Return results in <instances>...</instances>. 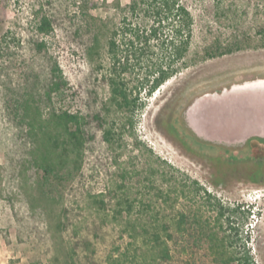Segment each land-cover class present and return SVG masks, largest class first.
Listing matches in <instances>:
<instances>
[{
  "label": "rangeland",
  "instance_id": "374dc122",
  "mask_svg": "<svg viewBox=\"0 0 264 264\" xmlns=\"http://www.w3.org/2000/svg\"><path fill=\"white\" fill-rule=\"evenodd\" d=\"M188 2L195 16L189 55L195 64L151 95L143 91L145 104L134 115L108 104L104 114L105 129L112 131L110 140L104 137L105 129L91 126L95 140L87 141L81 154L70 152L66 170H71V176L48 203L40 199L36 181L22 172L21 161L29 156L30 146L25 144L27 127L17 125L9 115V88L22 81L21 70L28 61H44L32 47L33 39L44 40L70 86L78 90L66 105L86 113L93 102V65L72 36L60 29L49 34L36 30L40 15L35 11L43 0H0V264H66L75 235L92 236L87 226L94 222L103 228L97 243L101 253H117V245L129 246L131 254L136 249L141 253L147 245L142 236L130 245L128 221L138 220L140 227L154 218L174 224L181 212H196L213 223L218 211L208 202L205 189L214 196L212 201L216 198L226 207L224 228L233 234L230 250L238 256L250 254L257 264H264V181H252L248 175L255 166H264V157L258 159L245 148L247 141L228 144L199 137L185 117L188 106L204 93L264 78V47L203 59L205 47L217 38L227 42L253 34L264 21V0ZM68 8L70 13L79 11L73 1ZM96 13L105 16L108 11L103 8ZM98 91L97 106H101L109 90L103 85ZM128 118H133V127ZM220 160L228 163L219 167ZM221 168L225 178L216 184L215 174ZM95 196L108 201V208H100ZM125 199L133 200L135 207L131 212L125 207L118 214V201ZM227 216L237 229H230ZM205 252L200 250L198 259Z\"/></svg>",
  "mask_w": 264,
  "mask_h": 264
},
{
  "label": "trees",
  "instance_id": "16d2710c",
  "mask_svg": "<svg viewBox=\"0 0 264 264\" xmlns=\"http://www.w3.org/2000/svg\"><path fill=\"white\" fill-rule=\"evenodd\" d=\"M70 1L77 4L78 12H69ZM103 8L108 11L105 16L96 13ZM35 13L40 15L36 24L39 33L49 34L60 29L72 36L83 45L93 65V87L90 88L93 102L89 103L90 110L86 113L72 111L66 105L69 96H77L78 90L70 86L61 63L53 57L44 40H32V47L43 55L44 61H28L21 70L23 76L19 85L8 86L11 91L7 98L9 115L17 125L27 127L28 143L25 144L30 150L29 156L21 161L22 172L30 174L38 184L40 199L49 203L71 176V170H66L70 152L81 154L84 144L95 140L92 125L105 129L104 109L108 104L130 110L134 115L135 110L145 104L143 91L151 95L195 64L196 60L189 56L195 16L188 0H128L127 3L121 0H43ZM250 46L264 47V21L253 34H245L243 38L227 42L217 38L205 47L203 59ZM103 85L108 87L109 98L97 106L98 88ZM128 123L133 127V118H128ZM104 131V137L110 140L112 131ZM244 147L251 149L258 159L264 157V138L249 139ZM258 149H263V153L258 154ZM75 161L78 163L79 160ZM225 163L228 162L220 160L218 165L222 167ZM223 170L221 168L215 174L214 183L224 181ZM253 172L258 175H250ZM248 175L252 181H264L263 164L249 170ZM204 192L213 209L218 211L215 222L196 212H181L174 224L154 218L140 227L138 220H129L126 232L133 239L129 241L130 245H134L140 236L147 245L141 253L136 249L134 254L129 246L122 249L121 245H117V253H101L97 243L103 228L98 222L89 223L87 230L92 236L75 235L65 258L66 264H257L250 254L238 256L230 250L233 234L224 228L226 207L216 198L212 201L211 192L206 189ZM94 202L103 209L109 206L101 196H95ZM118 205L116 212L122 214L125 207L131 212L135 202L125 199L118 201ZM65 212L69 220L70 209L66 208ZM226 221L230 229H237L231 224L230 216ZM61 223L66 226L68 222L61 220ZM103 223L107 222L104 220ZM203 248L206 249L205 256L198 259Z\"/></svg>",
  "mask_w": 264,
  "mask_h": 264
},
{
  "label": "water",
  "instance_id": "95a60500",
  "mask_svg": "<svg viewBox=\"0 0 264 264\" xmlns=\"http://www.w3.org/2000/svg\"><path fill=\"white\" fill-rule=\"evenodd\" d=\"M186 121L199 136L228 144L264 138V78L234 83L198 96Z\"/></svg>",
  "mask_w": 264,
  "mask_h": 264
},
{
  "label": "flooded vegetation",
  "instance_id": "af4514ba",
  "mask_svg": "<svg viewBox=\"0 0 264 264\" xmlns=\"http://www.w3.org/2000/svg\"><path fill=\"white\" fill-rule=\"evenodd\" d=\"M254 137H259V136H254ZM254 137H252V138H254ZM252 138H250V139H252ZM254 140V139H253ZM257 141V140H256Z\"/></svg>",
  "mask_w": 264,
  "mask_h": 264
}]
</instances>
